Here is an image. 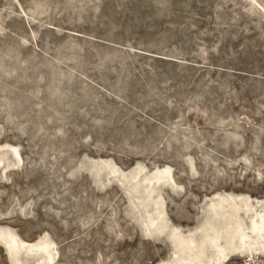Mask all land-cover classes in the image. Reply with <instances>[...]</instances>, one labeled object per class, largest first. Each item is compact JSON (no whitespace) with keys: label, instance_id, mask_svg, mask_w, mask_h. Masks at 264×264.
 Instances as JSON below:
<instances>
[{"label":"rangeland","instance_id":"obj_1","mask_svg":"<svg viewBox=\"0 0 264 264\" xmlns=\"http://www.w3.org/2000/svg\"><path fill=\"white\" fill-rule=\"evenodd\" d=\"M156 167L185 233L218 192L264 208V0H0V227L49 264H168L128 187ZM262 239L221 264H264Z\"/></svg>","mask_w":264,"mask_h":264},{"label":"bare ground","instance_id":"obj_2","mask_svg":"<svg viewBox=\"0 0 264 264\" xmlns=\"http://www.w3.org/2000/svg\"><path fill=\"white\" fill-rule=\"evenodd\" d=\"M109 162L104 159L93 160L92 169L96 174L102 167L110 168V172L117 171V167ZM168 170V167L164 169L156 167L153 171L142 175V178L133 180L128 186L129 192L135 193L134 205L137 207L140 205L145 212V222L143 221L145 232L150 236L164 234L170 241L175 255L173 254L174 257L168 264H208L209 262L221 264L232 252L252 250L253 246L247 244L248 237L264 240V208L249 216L247 223H243L238 212L246 206V198L241 194L235 196L229 192H218L206 203L203 221L197 235L180 230L177 225L169 221L170 218L163 216L161 200L157 194L152 195L155 191V183L159 179L166 178ZM119 173L125 177L126 172ZM142 180H145V185L141 183ZM235 197H238V200H235ZM255 201L259 202V200ZM0 243L8 247L9 253L14 257L19 249L25 251L34 248L41 251L39 257L31 264H49L53 261L54 248L51 240L39 243L27 242L11 233L8 228L0 227Z\"/></svg>","mask_w":264,"mask_h":264}]
</instances>
